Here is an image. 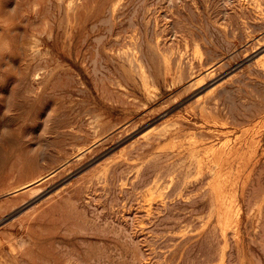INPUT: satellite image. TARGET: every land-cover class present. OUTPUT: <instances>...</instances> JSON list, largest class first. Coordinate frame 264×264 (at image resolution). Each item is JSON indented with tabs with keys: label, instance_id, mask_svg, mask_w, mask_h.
<instances>
[{
	"label": "rangeland",
	"instance_id": "374dc122",
	"mask_svg": "<svg viewBox=\"0 0 264 264\" xmlns=\"http://www.w3.org/2000/svg\"><path fill=\"white\" fill-rule=\"evenodd\" d=\"M0 264H264V0H0Z\"/></svg>",
	"mask_w": 264,
	"mask_h": 264
},
{
	"label": "bare ground",
	"instance_id": "6f19581e",
	"mask_svg": "<svg viewBox=\"0 0 264 264\" xmlns=\"http://www.w3.org/2000/svg\"><path fill=\"white\" fill-rule=\"evenodd\" d=\"M36 6V5H35ZM70 12H72V10L70 11ZM34 47V46H33ZM34 50V49H33ZM35 52V51H34ZM40 54V53H39ZM36 55V54H35ZM38 55V54H37ZM44 58V57H43ZM40 59V58H39ZM35 60V59H34ZM39 71V70H38ZM37 73V72H36ZM230 138H232V137H230ZM230 144V143H229ZM228 144V145H229ZM219 145V144H218ZM226 145V144H225ZM212 147V146H211ZM217 147V146H216ZM218 148V147H217ZM209 149V148H208ZM218 150V149H217ZM148 203V202H147Z\"/></svg>",
	"mask_w": 264,
	"mask_h": 264
}]
</instances>
